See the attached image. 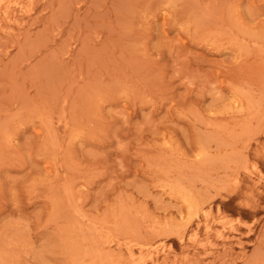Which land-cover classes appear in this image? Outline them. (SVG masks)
I'll return each instance as SVG.
<instances>
[{
    "label": "rangeland",
    "instance_id": "rangeland-1",
    "mask_svg": "<svg viewBox=\"0 0 264 264\" xmlns=\"http://www.w3.org/2000/svg\"><path fill=\"white\" fill-rule=\"evenodd\" d=\"M0 264H264V0H0Z\"/></svg>",
    "mask_w": 264,
    "mask_h": 264
},
{
    "label": "bare ground",
    "instance_id": "bare-ground-1",
    "mask_svg": "<svg viewBox=\"0 0 264 264\" xmlns=\"http://www.w3.org/2000/svg\"><path fill=\"white\" fill-rule=\"evenodd\" d=\"M7 19V18H6ZM197 211V210H196ZM122 226V225H121ZM256 253V252H255ZM140 257V256H139Z\"/></svg>",
    "mask_w": 264,
    "mask_h": 264
}]
</instances>
